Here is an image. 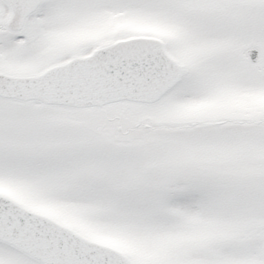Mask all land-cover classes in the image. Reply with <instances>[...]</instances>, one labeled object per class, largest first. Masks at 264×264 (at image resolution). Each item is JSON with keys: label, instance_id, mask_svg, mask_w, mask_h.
<instances>
[{"label": "snow or ice", "instance_id": "6c2138e0", "mask_svg": "<svg viewBox=\"0 0 264 264\" xmlns=\"http://www.w3.org/2000/svg\"><path fill=\"white\" fill-rule=\"evenodd\" d=\"M0 264H264V0H0Z\"/></svg>", "mask_w": 264, "mask_h": 264}]
</instances>
